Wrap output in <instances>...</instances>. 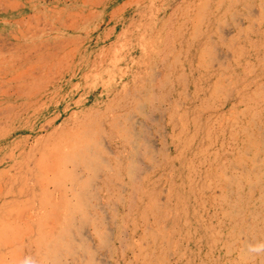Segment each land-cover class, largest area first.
<instances>
[{"label": "rangeland", "instance_id": "1", "mask_svg": "<svg viewBox=\"0 0 264 264\" xmlns=\"http://www.w3.org/2000/svg\"><path fill=\"white\" fill-rule=\"evenodd\" d=\"M83 137L108 264H264V0H0V264H50Z\"/></svg>", "mask_w": 264, "mask_h": 264}, {"label": "bare ground", "instance_id": "2", "mask_svg": "<svg viewBox=\"0 0 264 264\" xmlns=\"http://www.w3.org/2000/svg\"><path fill=\"white\" fill-rule=\"evenodd\" d=\"M140 105L144 106L142 104ZM125 130L128 133V135H130L129 139L131 140L133 138V126L130 128L125 127ZM73 141L72 142L75 144L74 146L75 148L72 150V152L65 150V152L67 151L68 153L66 154L65 157L63 155L64 163H62V165L65 167L64 169L68 168L69 164L70 167H72V169L70 171L66 169L67 172L62 171L56 173L58 177L57 180L59 181V183H61L65 179H68L71 182H73L77 188L73 190L72 197H69L65 195L61 187V192H62L61 200L55 202V207L50 208L51 210L49 209V211L52 213H59L62 210H66L69 213L67 219L66 218L55 219L56 223L64 224L66 228L63 226V231L61 235L60 233L59 234L54 233L52 238H49L50 241L47 242V244L44 241V245L42 248L47 250L46 256L50 264H108L107 257L104 254H103L104 258L101 257L99 245L112 246L113 236L111 233H109V231H104L103 229H101L99 225L100 216L94 215L93 213H91V211H89V208L92 209V205L89 202V198L91 197L90 195L91 192L89 191L88 186L93 184L92 182V178H94L93 171L94 172L96 171V169L92 168L91 166L95 164H99V160H101L98 154V149L97 150L95 149L97 144L93 145L94 143H92L90 140L85 141L84 137L81 142L82 145L80 144L81 140L74 139ZM85 142H87L88 144H85ZM65 147L71 148L70 146H68V143L67 145H65ZM93 149H95L94 152ZM55 161L56 160H54V162ZM53 168L54 170L57 169V167L55 168L54 166ZM78 170L83 172L84 171L91 172V174L89 173L90 177L86 178L85 176L81 175ZM50 176L49 177L52 178V175ZM46 194L47 195L40 204V207L43 208L46 205V208L48 209L49 208L48 205L53 195H49L48 193ZM92 196L94 195L92 194ZM82 207H84L86 211H84ZM89 225L93 226L92 231L88 230ZM75 227L76 229L80 230L79 237H77L73 233L74 230L73 228ZM102 233H104V235ZM93 236L95 237V239L97 237V239L99 240L98 244L96 243Z\"/></svg>", "mask_w": 264, "mask_h": 264}, {"label": "clouds", "instance_id": "3", "mask_svg": "<svg viewBox=\"0 0 264 264\" xmlns=\"http://www.w3.org/2000/svg\"><path fill=\"white\" fill-rule=\"evenodd\" d=\"M247 252L252 255H259L264 253V243H257L255 245L249 246Z\"/></svg>", "mask_w": 264, "mask_h": 264}]
</instances>
